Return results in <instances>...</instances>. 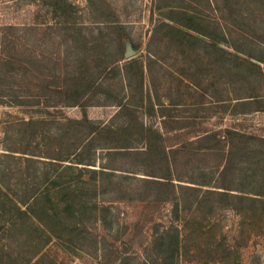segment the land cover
I'll return each instance as SVG.
<instances>
[{"label":"trees","instance_id":"obj_1","mask_svg":"<svg viewBox=\"0 0 264 264\" xmlns=\"http://www.w3.org/2000/svg\"><path fill=\"white\" fill-rule=\"evenodd\" d=\"M153 13L157 24L147 42V64L132 59L118 67L121 58L113 62L115 76L125 82L120 92L107 82L96 81L97 77L93 79L85 66L81 72L60 76L44 73L40 64L26 57L11 55L0 60V104L5 103V98L21 107L47 108L52 102L61 107H80L83 112L86 97L100 96L117 108L113 117L119 122L94 123L83 112L80 119L53 121L51 136L39 129L44 121L33 119L21 121L19 131L13 133L10 129L15 127L11 124L3 131L0 239L6 245L0 251V264H43L42 252L52 241L75 254L100 256L101 264H134L114 247L123 236L113 222L115 214L109 204L115 202L134 200L153 207L169 203L178 217L179 212L214 197L222 204V210L240 217L253 213L257 207L264 213V139L231 129L201 138L195 152L209 149L207 143L211 139L226 147L224 164L217 177L211 179L214 183L211 186L209 181L189 179L191 186L175 185L173 181H182L172 179L162 134L145 126L137 112L144 102V74L159 63L160 53L170 52L172 44L194 54L200 51L207 57L208 68L218 72L225 82L223 85L235 87L234 100L240 103L234 106L232 115L264 111L258 91L264 79L260 71L264 67V0H154L151 19ZM98 22L97 26L116 24ZM66 33L65 47L77 59L81 54L82 63L87 65L86 48L78 50V37L72 29ZM162 46L165 48L161 51ZM98 47L94 45L92 49ZM16 79L25 81L29 91H13L11 85ZM231 93L226 89L219 100L224 112H228ZM147 99L150 101L148 95ZM139 143L144 145L143 150L132 147ZM100 153L113 159L111 163H105ZM123 156L136 161L144 157L147 161L139 160L140 166L127 162L126 168L127 163L115 161ZM144 162L148 164L143 166ZM138 167L146 168L142 173L145 178L127 175H139ZM13 179L15 190L11 189ZM133 187L136 188L130 192ZM98 229L101 235L96 232ZM29 241L34 242L35 248L31 255L21 257L10 250L14 244L21 248ZM179 247L178 227L173 223L166 228L157 225L143 251L144 264H177Z\"/></svg>","mask_w":264,"mask_h":264},{"label":"rangeland","instance_id":"obj_2","mask_svg":"<svg viewBox=\"0 0 264 264\" xmlns=\"http://www.w3.org/2000/svg\"><path fill=\"white\" fill-rule=\"evenodd\" d=\"M153 1L90 0L89 3L87 0H0V60L11 55L26 57L40 64L44 73L60 76L70 75L73 71L81 72L85 66L93 79L97 77L96 81L107 82L112 89L120 92L125 82H122V77L115 76L113 62L121 58L118 67L132 59L147 64V42L151 29L157 24L155 13L150 18ZM98 21H113L116 24L97 26ZM67 29H72L77 35L78 50L86 48L89 56L87 65L82 63L81 54L78 60L74 52L65 47ZM94 45L99 47L93 50ZM127 47L134 52V56L125 60ZM164 48L159 47V50ZM120 49L121 56L118 55ZM158 62L151 66L149 74H144V102L137 111L138 117L145 126L162 134L172 179L182 181H173L175 185L191 186L189 179H192L209 181L212 186L214 181L211 179L217 177L224 164L226 147L217 145L211 139L207 143L209 149L195 152L199 140L224 129L264 139V111L232 115L234 106L240 103L234 100L235 87L223 85L225 82H222L218 72L208 68L207 57L200 51L194 54L189 49L172 44L169 53L159 54ZM260 69L264 76V67ZM11 87L13 91L21 92L27 91L29 86L25 81L16 79ZM226 89L232 92L229 95L232 101L227 102L228 112H224L219 103ZM258 91L262 95L259 102L264 103V79L258 85ZM129 93L128 90L126 97ZM5 99V103L0 104V153L3 150V131L10 124L15 127L10 129L13 133L19 131L18 124L28 119L44 121L39 129L41 133L48 131L46 134L49 136L54 134L53 121L80 119L83 112L94 123H119L113 117L117 108L100 96L86 97L83 112L80 107H61L52 102L47 108L40 105L21 107L14 105L10 98ZM135 145L132 146L134 149H144L141 143ZM100 155L103 157L104 153ZM103 159L105 163L113 160ZM141 159L147 161L144 157ZM139 160L128 156L115 159L123 164L133 162L140 166L142 163ZM147 164L144 162L143 166ZM12 165L16 171L14 160ZM125 165L127 168L128 163ZM145 170L138 167L139 175H127L145 178L142 176ZM11 185L13 189L15 179L11 180ZM109 205L115 214L114 226L119 232L123 231V236L114 247L121 255L132 259L134 264H144L146 254L143 251L150 243L153 228L157 225L166 228L171 223L178 227L180 234L177 264H264V213L258 209L260 207L240 217L229 210H222V204L216 198L209 197L196 208L181 211L175 217L169 203L153 207L133 200ZM211 207H219L220 210L214 211ZM96 232L101 235L99 229ZM0 245L1 251L6 242L0 239ZM10 250L21 257L28 256L35 250L34 242L29 241L21 248L17 243ZM42 253L45 255L43 264L102 263L100 256L88 252L75 254L69 249L59 248L54 241Z\"/></svg>","mask_w":264,"mask_h":264},{"label":"water","instance_id":"obj_3","mask_svg":"<svg viewBox=\"0 0 264 264\" xmlns=\"http://www.w3.org/2000/svg\"><path fill=\"white\" fill-rule=\"evenodd\" d=\"M132 56H134V52L130 50L129 47L126 48L125 54H124V59L128 60L129 58H131Z\"/></svg>","mask_w":264,"mask_h":264}]
</instances>
